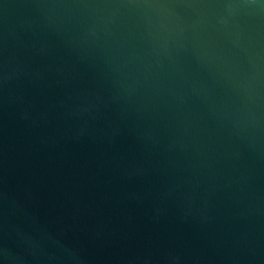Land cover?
I'll use <instances>...</instances> for the list:
<instances>
[{"label": "water", "instance_id": "water-1", "mask_svg": "<svg viewBox=\"0 0 264 264\" xmlns=\"http://www.w3.org/2000/svg\"><path fill=\"white\" fill-rule=\"evenodd\" d=\"M0 264H264V0H0Z\"/></svg>", "mask_w": 264, "mask_h": 264}]
</instances>
